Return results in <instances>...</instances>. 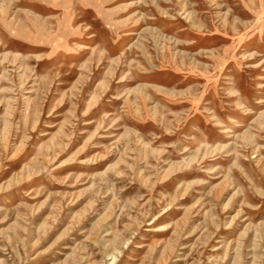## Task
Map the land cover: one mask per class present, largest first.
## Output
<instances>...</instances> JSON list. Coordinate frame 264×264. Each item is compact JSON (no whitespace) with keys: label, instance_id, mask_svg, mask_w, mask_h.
Segmentation results:
<instances>
[{"label":"rangeland","instance_id":"1","mask_svg":"<svg viewBox=\"0 0 264 264\" xmlns=\"http://www.w3.org/2000/svg\"><path fill=\"white\" fill-rule=\"evenodd\" d=\"M0 264H264V0H0Z\"/></svg>","mask_w":264,"mask_h":264}]
</instances>
